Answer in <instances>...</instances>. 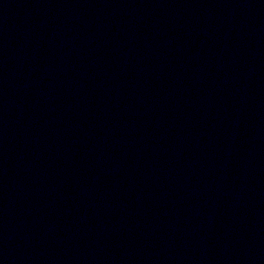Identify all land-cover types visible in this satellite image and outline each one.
<instances>
[{
    "label": "water",
    "instance_id": "1",
    "mask_svg": "<svg viewBox=\"0 0 264 264\" xmlns=\"http://www.w3.org/2000/svg\"><path fill=\"white\" fill-rule=\"evenodd\" d=\"M0 264H264V0H0Z\"/></svg>",
    "mask_w": 264,
    "mask_h": 264
}]
</instances>
